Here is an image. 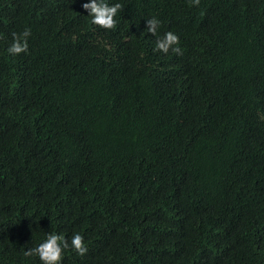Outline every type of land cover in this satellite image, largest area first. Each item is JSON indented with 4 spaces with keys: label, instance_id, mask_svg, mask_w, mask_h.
<instances>
[{
    "label": "trees",
    "instance_id": "16d2710c",
    "mask_svg": "<svg viewBox=\"0 0 264 264\" xmlns=\"http://www.w3.org/2000/svg\"><path fill=\"white\" fill-rule=\"evenodd\" d=\"M87 2L0 0V264H264V0Z\"/></svg>",
    "mask_w": 264,
    "mask_h": 264
},
{
    "label": "clouds",
    "instance_id": "9594fccd",
    "mask_svg": "<svg viewBox=\"0 0 264 264\" xmlns=\"http://www.w3.org/2000/svg\"><path fill=\"white\" fill-rule=\"evenodd\" d=\"M193 6H198L200 0H191ZM82 8L88 12V15L92 17V23L103 29H115L117 21L115 19L118 12H120L123 6L120 3H114L111 6L105 2V0H89L87 3L82 4ZM146 30L153 36H157V32L161 27V22L155 18L146 19ZM31 35V30L25 28L21 34H12V43L8 47L9 54L16 56L28 51V37ZM179 37L171 31L165 32L163 36H159L156 39L155 50L164 54L175 53L176 55H183L180 47ZM71 247L75 252L84 256L88 252V248L85 245L84 238L81 234L76 233L72 236L70 244L69 241L56 233H49L46 239L41 242L35 248H29L24 252L27 256H37L41 261V264H61L64 250Z\"/></svg>",
    "mask_w": 264,
    "mask_h": 264
}]
</instances>
